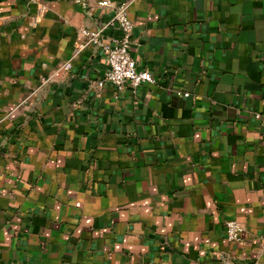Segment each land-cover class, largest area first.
I'll return each instance as SVG.
<instances>
[{
    "label": "crops",
    "instance_id": "obj_1",
    "mask_svg": "<svg viewBox=\"0 0 264 264\" xmlns=\"http://www.w3.org/2000/svg\"><path fill=\"white\" fill-rule=\"evenodd\" d=\"M98 1L0 0V264H264V0H110L156 79L120 90L56 71Z\"/></svg>",
    "mask_w": 264,
    "mask_h": 264
},
{
    "label": "built area",
    "instance_id": "obj_2",
    "mask_svg": "<svg viewBox=\"0 0 264 264\" xmlns=\"http://www.w3.org/2000/svg\"><path fill=\"white\" fill-rule=\"evenodd\" d=\"M97 5L112 9L111 17L94 29L81 27L79 35L82 37V40L76 43L69 57L57 66L56 71H71L74 58L81 50L92 45L102 50L106 66L102 75L93 82L94 87L102 88L105 83H108L120 90L126 83H129L132 88H136L144 83H155L156 79L149 70L136 68V61L129 51L132 29V23L127 14L129 2L124 1L115 5L110 0H99ZM109 27L118 31V35L111 36L105 42L102 36ZM177 94L188 95V93L180 92H177ZM254 118L264 120V113H254ZM242 230L243 226L238 221H225V233L228 241L238 240Z\"/></svg>",
    "mask_w": 264,
    "mask_h": 264
}]
</instances>
